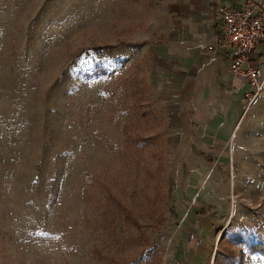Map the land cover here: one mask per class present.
<instances>
[{"label":"rangeland","instance_id":"374dc122","mask_svg":"<svg viewBox=\"0 0 264 264\" xmlns=\"http://www.w3.org/2000/svg\"><path fill=\"white\" fill-rule=\"evenodd\" d=\"M156 2L0 0V264H264V86L179 162Z\"/></svg>","mask_w":264,"mask_h":264},{"label":"crops","instance_id":"0c3cea01","mask_svg":"<svg viewBox=\"0 0 264 264\" xmlns=\"http://www.w3.org/2000/svg\"><path fill=\"white\" fill-rule=\"evenodd\" d=\"M218 6L240 9L244 0H157L149 21L153 30L148 66L162 83L164 95L159 98L176 130L179 151L190 144L197 153L194 159L182 154V163L207 162L201 155L205 149H211L218 161L227 156L230 133L224 131L238 121L248 89L231 77L223 52L206 49L219 40ZM252 60L259 62L255 53Z\"/></svg>","mask_w":264,"mask_h":264},{"label":"built area","instance_id":"2783aa9c","mask_svg":"<svg viewBox=\"0 0 264 264\" xmlns=\"http://www.w3.org/2000/svg\"><path fill=\"white\" fill-rule=\"evenodd\" d=\"M216 14L219 40L206 49L223 52L231 77L248 87L243 97L249 105L264 86V69L252 60L258 47H264V0H244L240 9L218 6ZM257 60L264 61V56Z\"/></svg>","mask_w":264,"mask_h":264},{"label":"trees","instance_id":"16d2710c","mask_svg":"<svg viewBox=\"0 0 264 264\" xmlns=\"http://www.w3.org/2000/svg\"><path fill=\"white\" fill-rule=\"evenodd\" d=\"M221 240V239H220ZM240 258L243 259L246 255L258 254L264 259V241L250 243L243 252L240 253ZM241 263V262H240Z\"/></svg>","mask_w":264,"mask_h":264},{"label":"bare ground","instance_id":"6f19581e","mask_svg":"<svg viewBox=\"0 0 264 264\" xmlns=\"http://www.w3.org/2000/svg\"><path fill=\"white\" fill-rule=\"evenodd\" d=\"M221 233H222V231L219 233V235H218L217 239H218L219 237H221V236H222V234H221ZM217 239H216V240H217Z\"/></svg>","mask_w":264,"mask_h":264},{"label":"water","instance_id":"95a60500","mask_svg":"<svg viewBox=\"0 0 264 264\" xmlns=\"http://www.w3.org/2000/svg\"><path fill=\"white\" fill-rule=\"evenodd\" d=\"M223 232H224V230H222V233L221 234H223ZM220 240V237L217 239V241H219Z\"/></svg>","mask_w":264,"mask_h":264}]
</instances>
